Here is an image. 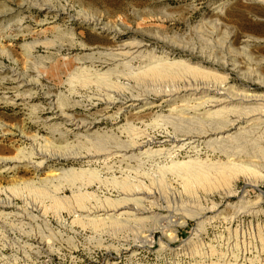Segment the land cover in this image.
<instances>
[{
	"label": "rangeland",
	"instance_id": "374dc122",
	"mask_svg": "<svg viewBox=\"0 0 264 264\" xmlns=\"http://www.w3.org/2000/svg\"><path fill=\"white\" fill-rule=\"evenodd\" d=\"M123 44L137 46L143 54L140 61L132 63L131 72L149 63L150 67L175 62L198 64L225 77L235 93L264 96V0H0V124L24 123L28 135H38L43 147L61 148V154L68 147H76L71 136L59 140L60 134L50 130V126L43 127L41 122L30 119L29 109L12 103L8 77L15 71L38 82L41 89L30 107H43L44 93H49L64 111L93 120L86 112L93 87L83 88L76 79L70 81V76L83 69L90 74V64H101L96 60L97 53L104 54L112 46ZM115 65L108 66L114 69ZM116 71L127 74L128 68L118 66ZM122 82L124 88L148 96L156 107L139 118L128 116L132 127L147 135L157 139L163 132L181 135L196 132L193 129L200 123H208L204 114L207 108L190 99L189 93L169 97L171 92L184 89L179 81L155 75L139 82ZM214 84V80L195 81V86ZM107 126L103 123L97 131L103 134ZM224 131L206 139L228 137L223 141L217 139L195 150H184L171 159L115 158L92 165L90 170L98 174L99 181L77 182L73 187L75 193H87L85 201H94L93 197L104 200L115 198L119 190L116 184L128 181L152 187L162 198L167 197V192L172 207L179 205L173 194L180 195L184 208H189L194 203L189 202L191 195L183 191L180 177L173 172L164 173L172 163L249 169L251 172L236 173L229 196L215 193L202 202L201 207L209 210L202 220L187 218L180 226L183 219L175 217L166 230L149 234L153 240L145 248H121L114 237L121 239L126 231L95 230L84 221L72 222L68 209L55 211L46 199V212L26 229V244L22 239L19 244L13 242L16 235H0V264H203L199 259L191 261L176 255L190 241L193 245L214 247V262L220 261L223 254L232 260L225 244L236 230L249 234L251 227H257L264 232V129L243 124L239 129ZM14 141L0 134V158L16 154L18 144ZM108 144L113 145L112 140ZM68 152L71 151L67 149ZM73 164L66 158L35 171L28 162H8L0 166V189L22 181L42 188L38 181L54 170L88 169L85 164ZM213 173L212 170L210 174ZM211 178L217 181L214 174ZM26 194L35 200L32 193ZM59 197L66 206L71 203L75 208L71 190H64ZM38 232L46 238L40 251L32 240L39 236Z\"/></svg>",
	"mask_w": 264,
	"mask_h": 264
},
{
	"label": "bare ground",
	"instance_id": "6f19581e",
	"mask_svg": "<svg viewBox=\"0 0 264 264\" xmlns=\"http://www.w3.org/2000/svg\"><path fill=\"white\" fill-rule=\"evenodd\" d=\"M48 21V18L44 20L45 23ZM142 55L137 46L125 44L112 46L108 52L95 55L96 60L100 61L104 67L101 64H90L92 70L90 74L83 69L76 72L74 76H70V81L76 79L83 88L93 87V93L87 98L86 105V112L93 120L79 118L64 111L49 93H44L46 103L43 107H30L34 95L38 93V89H41L38 82L30 81L26 75L15 71L9 75L7 83L13 93L12 103L29 109L30 119L41 122L43 127L50 126V130L60 134L59 140L63 141L71 136L72 142L77 146L68 147L67 149L71 152L67 153L66 149V153L61 154V148L56 149L52 145L43 147V142L39 140L38 135H28L24 123L0 124L1 136L12 137L15 139L14 143L18 144L13 157L0 158V166L8 162L18 164L28 162L35 171H39L47 169L53 161L67 158L72 160L73 166L85 164L88 169L54 170L43 181H38V185L42 188L22 181L0 189V235L2 233L16 235L13 242L19 244L21 242L19 239H22L26 244L24 239L27 235L26 229L36 224L37 219L44 215L47 199L51 204L50 208L55 211L62 207L68 209L70 218H73L72 222L84 221L95 230L108 228L113 232L126 231L121 239L114 237L117 243L121 244V248L134 246L142 249L150 245L153 240L149 234L166 230L172 225V219L175 217L183 219L179 223L180 226L185 224L184 220L187 218L195 221L202 220L209 213L207 208L201 207L203 201L215 193L229 196L232 193L233 183L237 179L236 173L251 172L243 167L238 168L239 171H237L236 168L229 166H203L192 162L172 163L164 173L169 171L180 177L183 191L191 195L189 202L194 203V206L189 208H184L180 195L173 194V200L179 202V205L172 207L168 199L171 196L167 192H164L167 197L162 198L152 187L144 188L140 184L128 181L116 184L119 190L113 199L98 200L93 197L94 201H85L88 196L86 192L73 191L77 182L99 181L98 174L90 170L92 165L108 163L115 158L123 161L134 158L171 159L173 154L184 150H195L199 145L206 146L217 139L223 141L228 137L206 139L210 135L226 132L224 130L239 129L243 124L264 129V96L256 97L244 91L235 93L226 84L225 77L198 64L191 66L184 62H175L167 66L150 67L152 64L149 63L138 66L135 72H131L132 63L140 61ZM115 63V68L110 69L108 65ZM118 66L128 68V73L116 71ZM155 75L183 83L184 89L169 92V97H179L182 93H189L190 99L201 102V108H207L204 114L208 123H200L193 129L196 132H183L181 135L175 131L163 132L159 139L133 128L128 122V116L136 115L139 118V115L150 112L156 107L148 96L124 88L122 81L139 82L144 77ZM197 78L214 80L215 84L195 86ZM103 123L108 126L107 130L101 134L97 129ZM111 140L113 145L108 144ZM44 143L49 144L48 141ZM50 150L60 154L50 153ZM211 169L217 181H212ZM4 171L5 169L2 172ZM67 189L71 190L75 208L71 203H67L69 206H66L65 200L59 197V193ZM26 191L32 193L35 200L31 199ZM255 205L253 204L252 208ZM198 226L199 229L202 228V225ZM37 234L39 236L33 237L32 240L35 249L40 251L45 246L46 238L40 236L39 232ZM172 240L171 238L170 241ZM225 246L230 251L232 260L223 254L220 261L214 262L213 257L216 254L214 247L193 245L191 241L186 247L179 248L176 255L179 254L181 258L188 257L191 261L199 259L203 264H264V232L257 227H251L249 234L236 230L232 240H227Z\"/></svg>",
	"mask_w": 264,
	"mask_h": 264
}]
</instances>
